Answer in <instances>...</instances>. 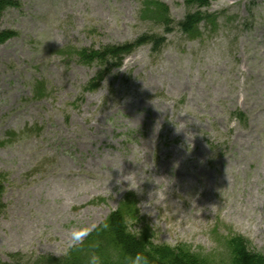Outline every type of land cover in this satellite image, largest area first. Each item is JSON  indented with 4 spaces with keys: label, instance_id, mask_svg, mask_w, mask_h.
<instances>
[{
    "label": "rangeland",
    "instance_id": "1",
    "mask_svg": "<svg viewBox=\"0 0 264 264\" xmlns=\"http://www.w3.org/2000/svg\"><path fill=\"white\" fill-rule=\"evenodd\" d=\"M14 1L0 16L17 34L0 45V264L62 260L70 227H99L127 194L155 244L229 264L232 233L264 255V0H148L174 23L207 16L192 36L162 32L147 0ZM150 35L159 53L139 47L84 91L101 68L76 51Z\"/></svg>",
    "mask_w": 264,
    "mask_h": 264
},
{
    "label": "trees",
    "instance_id": "2",
    "mask_svg": "<svg viewBox=\"0 0 264 264\" xmlns=\"http://www.w3.org/2000/svg\"><path fill=\"white\" fill-rule=\"evenodd\" d=\"M212 0H190L187 6L195 7L197 10L206 8ZM11 7H18L14 0H0V16ZM142 14L148 13L150 20L162 25V32L171 34L177 29L183 35L199 34L198 25L203 21L202 13L199 11L188 13L184 19L174 23L168 17V9L158 2L145 1L142 4ZM143 16V15H141ZM155 19H153V18ZM209 21L215 26V17L209 16ZM164 20V21H162ZM14 31L0 30V45L11 38L16 37ZM165 37L161 36H142L133 43L117 46H107L98 50L79 49L76 51L78 61L81 65L98 64L100 72L87 84L84 91L93 92L98 89L99 84L104 79L105 74L112 68L121 65L122 60L132 54L136 49L144 45H150L152 54L159 53ZM103 67V68H102ZM236 117L240 122L244 121V115L237 113ZM15 134L14 136L23 135ZM27 134V133H25ZM7 182L6 176L0 173V213L4 209L2 195ZM107 222L109 227L104 229L103 223ZM103 223L87 236L83 245L74 250L69 257L62 260L52 258H40V264H88L83 249L90 247L89 252L100 255L103 264H129V259L137 252H141L149 257L151 264H215L191 252L184 245L169 247L167 245L155 244L154 233L149 224L139 216L137 200L133 194H127L121 200L116 210L111 212ZM132 225V227H131ZM137 233L139 237L137 238ZM225 247L229 255V264H264V255L252 253L247 248V242L240 235L228 233L223 238ZM113 253V254H112ZM1 264H20V263H1ZM223 264V263H221Z\"/></svg>",
    "mask_w": 264,
    "mask_h": 264
},
{
    "label": "clouds",
    "instance_id": "3",
    "mask_svg": "<svg viewBox=\"0 0 264 264\" xmlns=\"http://www.w3.org/2000/svg\"><path fill=\"white\" fill-rule=\"evenodd\" d=\"M97 227L98 226L96 224H73L69 229L67 241L63 244L57 254L60 256L69 257L74 250L80 248L83 245L85 238L95 231ZM102 227L107 229L109 225L107 222H104ZM138 237L139 233H137V238ZM88 264H103V261L100 255L93 252L88 257ZM129 264H151V262L147 255L137 252L129 259Z\"/></svg>",
    "mask_w": 264,
    "mask_h": 264
},
{
    "label": "bare ground",
    "instance_id": "4",
    "mask_svg": "<svg viewBox=\"0 0 264 264\" xmlns=\"http://www.w3.org/2000/svg\"><path fill=\"white\" fill-rule=\"evenodd\" d=\"M133 60H134V57L133 56L130 57V58H128L127 60H125L124 65H127L129 62H131Z\"/></svg>",
    "mask_w": 264,
    "mask_h": 264
}]
</instances>
